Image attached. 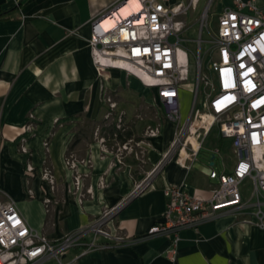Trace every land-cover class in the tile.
<instances>
[{
    "label": "crops",
    "instance_id": "1",
    "mask_svg": "<svg viewBox=\"0 0 264 264\" xmlns=\"http://www.w3.org/2000/svg\"><path fill=\"white\" fill-rule=\"evenodd\" d=\"M18 1L17 9L0 18V188L6 193L0 194V200L12 199L27 224L51 240L89 227L103 211L112 210L105 226L125 240L107 241L110 247L86 253L85 246L75 245L61 256L68 264H264V223L252 215L256 206L251 190L247 193L240 188L242 199L252 203L245 210L223 213L196 228L181 230L173 261L167 256L170 237L142 238L161 219L166 186L177 185L188 194L207 197L217 180L207 174L213 163L204 168L196 158L192 160L188 132L186 150L162 161L176 128L167 119L159 135H138L143 141L132 152L125 151L121 162L109 141L104 148L98 141V137L106 139L105 128L114 122L104 117L108 111L104 91L116 101V112H126V129H135L139 121L143 127V116L131 117L121 96L125 101L136 92L139 103L142 95L154 98V90L124 71L106 68L98 73L93 65L87 42L90 19L117 0H0V11L14 8ZM130 80L135 82L132 88ZM161 114L164 116L163 109L157 112L158 119ZM188 116L189 112L181 115L180 124ZM29 121L33 129L24 132ZM149 125H158V121ZM135 133L136 129L134 140ZM22 136L27 137L30 155L20 151ZM199 137L193 136L191 144ZM230 149L232 152L231 143ZM69 154L91 163L89 168L80 165V171L87 172L83 191L92 189L82 202L71 190V171L64 161ZM232 155L230 167L223 171H231L236 160ZM26 162L37 174L38 169L49 166L54 189L37 174L27 176ZM138 184L143 189L136 192ZM258 199L264 208V195ZM90 238L88 234L86 240Z\"/></svg>",
    "mask_w": 264,
    "mask_h": 264
},
{
    "label": "built area",
    "instance_id": "2",
    "mask_svg": "<svg viewBox=\"0 0 264 264\" xmlns=\"http://www.w3.org/2000/svg\"><path fill=\"white\" fill-rule=\"evenodd\" d=\"M127 1L117 0L90 19L91 32L87 42L98 73L106 68L119 69L133 76L143 87L154 90V98L161 104L165 118L176 124L171 148L164 155L163 162L170 160L177 151L186 150V132L189 133V152L192 160L195 159L214 124L221 136L230 139L236 158L229 172L209 169V178L217 182L207 197L188 194L177 185L164 188L166 205L161 219L142 238L170 237L167 256L173 261L181 230L196 228L220 214L245 210L252 205L242 199L240 186L245 181L251 182V198H255L253 204L256 208L252 215L264 223V208L258 199L264 195V0H231L220 9L215 36L209 41L206 72H202L204 41L199 36L194 51L186 48L182 37L185 24L178 19L189 9L196 8L199 0H188L186 4L183 0H137V10L127 17L117 16ZM210 3L211 0L203 12L206 18ZM109 19L114 23L106 27L104 22ZM190 55L196 58V84L185 88L193 95L192 108L188 121L180 124V90L189 77ZM201 83L205 92H200ZM200 93L205 114L196 107ZM103 101L108 106L105 119H114L115 132L123 130L126 112H116L117 103L106 91L103 92ZM29 118L32 119L33 114ZM33 126L29 121L24 132L31 131ZM159 133V124L148 125L144 136L150 138ZM94 134L98 137V129ZM193 136H200V139L191 144ZM97 139L104 148L105 137ZM141 141L131 138L116 143V148L112 149L118 161L121 162L125 151L132 152L134 145L139 146ZM26 142L27 137L22 136L20 151L30 155ZM43 145L48 150V142L44 141ZM135 156L140 158L137 154ZM64 161L71 171V190L82 202L85 193H91L92 189L88 187L83 191V178L87 172L80 171V165L89 168L90 160H80L69 154ZM36 171L30 162L25 163L27 176H35ZM37 175L54 189L55 177L49 166L38 169ZM136 189L139 192L143 187L138 184ZM27 192L31 194L32 190ZM3 193L6 194L0 188V194ZM112 212L105 210L91 226L51 240L27 224L12 199L0 200V264H47L51 261L68 264L62 262L61 256L75 245L85 246L83 253L106 249L110 247L107 241L119 242L126 238L112 234L106 228L105 221L114 214ZM88 234L91 238L86 240Z\"/></svg>",
    "mask_w": 264,
    "mask_h": 264
},
{
    "label": "rangeland",
    "instance_id": "3",
    "mask_svg": "<svg viewBox=\"0 0 264 264\" xmlns=\"http://www.w3.org/2000/svg\"><path fill=\"white\" fill-rule=\"evenodd\" d=\"M183 2L186 4L188 0H183ZM228 2L229 0H211L210 7L208 10V17L206 18L203 15V12L207 9L209 0H199L196 8L189 9L186 14L178 17V19L182 20L185 24L182 37L185 38L184 45L186 48L190 49L191 51H194L197 46L199 36L204 41L202 43L201 48V52L205 54L202 64V72H206V63L209 59L207 52L211 47L209 41L215 36L216 33L217 14L221 8L228 4ZM201 29L203 30L201 31ZM195 60L196 58L192 57L191 55L189 65V77L188 80L184 82L185 87L180 90L179 99L181 115L187 114L192 108L193 95L186 89H189L191 86H194L196 84L197 71ZM133 82L134 81L132 80L129 81L128 84L129 86H131L130 88L134 86L135 82ZM205 89L206 88L204 84L201 83L200 92H205ZM136 97V92H132L130 93V97L127 100L123 101V96H121V100L125 104L123 107L127 110L128 114L131 117L137 114L143 116V120L141 121L143 122V127L141 123L139 124L140 121L135 127V136L138 137L139 135L142 137L145 133L146 127L154 119L158 121V124L161 128V125L165 122L166 118L162 114L161 116H159V119L157 118V112H161V109L163 108L162 106H160L159 102L152 97V94L142 95L140 98V101L142 102L140 103L137 101ZM196 103V107H198L200 111L205 114L206 112L202 108V105L204 106L202 93L199 94ZM230 143V139L221 136L216 125L214 124L209 134L204 138V149H202V151L196 156L195 162L204 168L210 167V163L213 162L214 168L218 172H222L223 169L229 168L230 166L228 165V163L233 161ZM112 145L113 148H116L115 143H113ZM212 155H214V157L211 159ZM240 188L244 192L249 193L252 189V185L250 182L245 181L244 183H242Z\"/></svg>",
    "mask_w": 264,
    "mask_h": 264
},
{
    "label": "trees",
    "instance_id": "4",
    "mask_svg": "<svg viewBox=\"0 0 264 264\" xmlns=\"http://www.w3.org/2000/svg\"><path fill=\"white\" fill-rule=\"evenodd\" d=\"M20 6V2L18 1L17 5L9 10H5V11H0V18H7V14L14 11L15 9H17ZM191 56V55H190ZM193 57V56H192ZM126 124L124 123V128L123 130L120 131H116L114 122L110 123L109 125L106 126L105 128V134H106V143L107 141H109V144H113V143H123L125 141H127L128 139H131L135 129L134 128H129L126 129ZM116 133V137H113V134ZM139 138L136 137L135 140H138Z\"/></svg>",
    "mask_w": 264,
    "mask_h": 264
},
{
    "label": "bare ground",
    "instance_id": "5",
    "mask_svg": "<svg viewBox=\"0 0 264 264\" xmlns=\"http://www.w3.org/2000/svg\"><path fill=\"white\" fill-rule=\"evenodd\" d=\"M139 8V3L137 0H128L117 12V16H123V17H127L128 15H130V13L134 10H137ZM105 26L106 27H110L113 25L114 20L109 19V20H105Z\"/></svg>",
    "mask_w": 264,
    "mask_h": 264
},
{
    "label": "water",
    "instance_id": "6",
    "mask_svg": "<svg viewBox=\"0 0 264 264\" xmlns=\"http://www.w3.org/2000/svg\"><path fill=\"white\" fill-rule=\"evenodd\" d=\"M214 157V155H212L211 159ZM213 162H211L210 164H212Z\"/></svg>",
    "mask_w": 264,
    "mask_h": 264
}]
</instances>
